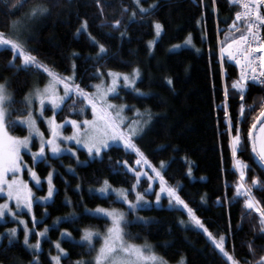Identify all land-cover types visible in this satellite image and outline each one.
<instances>
[{
  "label": "trees",
  "instance_id": "obj_1",
  "mask_svg": "<svg viewBox=\"0 0 264 264\" xmlns=\"http://www.w3.org/2000/svg\"><path fill=\"white\" fill-rule=\"evenodd\" d=\"M39 6L46 12L23 36L33 64L23 66L12 47L0 48V83L11 95V132L27 134L14 118L28 113L25 98L51 74L73 76L75 85L87 93L108 72L140 71L134 88L121 87L113 99L128 106L131 118L134 112L141 113L138 118L146 123L135 136V145L204 230L192 226L185 210L153 206L138 210L140 221L132 220L130 213L128 237L151 244L170 264H264V224L247 204L249 195L242 186L243 182L264 211V171L249 141L250 129L264 109V83L244 89L237 64L221 56L224 43L247 34V23L237 20L235 2L0 0V34L10 36L15 25ZM83 102L81 97L69 98L56 118L80 119L77 110ZM42 128L48 134L45 124ZM235 136L240 137L236 158L247 163L245 179L235 164L231 146ZM78 158L87 162L80 164L70 154L37 161L24 154V161L41 178L54 171L57 190L52 202L34 206L37 220L23 213L32 229L29 244L22 228L16 238L8 234L16 230L13 221L0 223V264H54L57 246L66 252L62 264H92L93 248L79 240L85 230H105L109 221L89 210L124 207L114 194L101 196L92 189L108 184L127 190L133 200L137 178L127 165L134 167L138 155L112 145L101 157L91 159L79 150ZM25 178L29 180L27 171ZM146 184L142 180L141 192ZM44 230L47 236L41 238ZM206 231L226 238L225 252ZM66 232L73 238L63 236Z\"/></svg>",
  "mask_w": 264,
  "mask_h": 264
},
{
  "label": "rangeland",
  "instance_id": "obj_2",
  "mask_svg": "<svg viewBox=\"0 0 264 264\" xmlns=\"http://www.w3.org/2000/svg\"><path fill=\"white\" fill-rule=\"evenodd\" d=\"M45 12L44 6L36 9L34 7L20 23L15 25L10 36L0 34V48L12 47L15 57H20V64L23 66L34 62L25 51L23 36L29 30V26ZM158 30L160 35L161 29L158 28ZM244 38L240 37L224 43L221 48L223 57L235 62L234 56L242 48ZM188 43L179 45L177 48L187 46ZM261 62L264 63V48L261 52ZM139 72L138 70L129 74L108 72L101 75L100 80L94 84L92 92L87 93L75 85L73 76L59 78L55 74L49 75L45 84L36 83L25 98L28 113L14 118L16 124L26 127L25 135H17L10 130L8 119L11 95L6 85L0 83V197L3 198L0 201V223L7 221L15 223L16 230L8 232L12 238H16V231L22 228L26 231V243H28L32 229L23 213H27L32 220H37L33 212L34 206L52 202L57 190L54 183V171H51L46 178H41L30 164L24 161L25 153L31 154L35 161L47 159L49 156L70 154L82 164L87 161L79 160V150H85L93 159L101 157L103 151L112 145L122 146L138 155L137 169L135 164L134 167L127 165L128 170L137 178L132 189L135 198L130 199L127 190L116 189L108 184H104L99 190L92 189L101 196L114 194L116 199L124 204V207L112 205L89 210L93 215L104 217L109 221L105 230H85L83 237L79 240L93 248L92 264H170L155 252L151 244L146 242L138 244L128 237L127 225L131 220L129 215L134 214L132 219L134 221L142 220L138 213V210L142 208L166 206L185 210L192 226L204 230L186 202L167 185L161 172L140 153L135 145V136L143 129V123H146L138 118L141 113L136 111L133 113L135 117L131 118L127 110L128 106L113 99L121 87L134 88L140 77ZM71 97L84 99L82 106L77 110L81 118H66L59 121L56 114ZM42 124L46 125L48 134L45 133ZM239 140V136L231 137V146L239 175L245 179L247 163L236 158ZM255 140L259 154L264 158V124L258 128ZM35 142L38 144L37 148H34ZM26 171L29 180L25 178ZM142 180L147 184L141 192L139 186ZM242 186L249 195L247 204L258 211L264 224V211L260 204L252 197L250 190L244 186L243 182ZM43 189H46L45 192H40ZM207 235L224 251L225 237L217 239L209 232ZM46 236V230L40 233L41 238ZM63 236L73 238L67 232L63 233ZM57 247L59 253L53 257L54 264H62L61 258L66 255V252ZM228 258L233 261L231 256L228 255Z\"/></svg>",
  "mask_w": 264,
  "mask_h": 264
},
{
  "label": "built area",
  "instance_id": "obj_3",
  "mask_svg": "<svg viewBox=\"0 0 264 264\" xmlns=\"http://www.w3.org/2000/svg\"><path fill=\"white\" fill-rule=\"evenodd\" d=\"M238 7L237 20L245 21L248 29L243 46L234 58L238 66L239 83L262 85L264 80L261 52L264 48V0H233Z\"/></svg>",
  "mask_w": 264,
  "mask_h": 264
},
{
  "label": "water",
  "instance_id": "obj_4",
  "mask_svg": "<svg viewBox=\"0 0 264 264\" xmlns=\"http://www.w3.org/2000/svg\"><path fill=\"white\" fill-rule=\"evenodd\" d=\"M263 121H264V109L262 110V112L258 115L256 120L254 121V123L250 129V132H249V141L251 144L253 156H254L257 164L259 166H261L262 168H264V163L262 162V160L258 154L255 138H256V132H257L258 128L261 126V124L263 123ZM137 164L138 163L136 162L135 163V169H137V167H138Z\"/></svg>",
  "mask_w": 264,
  "mask_h": 264
},
{
  "label": "flooded vegetation",
  "instance_id": "obj_5",
  "mask_svg": "<svg viewBox=\"0 0 264 264\" xmlns=\"http://www.w3.org/2000/svg\"><path fill=\"white\" fill-rule=\"evenodd\" d=\"M263 70H264V63H263ZM264 124V121H263V123L261 124V126ZM260 126V127H261ZM264 141V140H263ZM251 145V144H250ZM251 150H252V148H251ZM257 151H258V149H257ZM258 154H259V151H258ZM259 156H260V158H261V160H262V162L264 163V158L259 154ZM263 171H264V168H262L261 166H259Z\"/></svg>",
  "mask_w": 264,
  "mask_h": 264
}]
</instances>
